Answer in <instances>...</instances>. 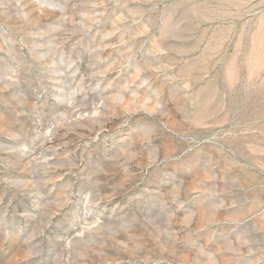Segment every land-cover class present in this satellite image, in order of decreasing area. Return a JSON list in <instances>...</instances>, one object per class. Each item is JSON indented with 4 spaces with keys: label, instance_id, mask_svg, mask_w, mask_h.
I'll use <instances>...</instances> for the list:
<instances>
[{
    "label": "rangeland",
    "instance_id": "374dc122",
    "mask_svg": "<svg viewBox=\"0 0 264 264\" xmlns=\"http://www.w3.org/2000/svg\"><path fill=\"white\" fill-rule=\"evenodd\" d=\"M0 264H264V0H0Z\"/></svg>",
    "mask_w": 264,
    "mask_h": 264
}]
</instances>
